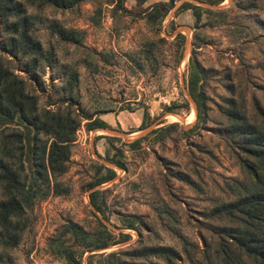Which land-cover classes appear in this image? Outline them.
<instances>
[{
  "label": "rangeland",
  "instance_id": "obj_1",
  "mask_svg": "<svg viewBox=\"0 0 264 264\" xmlns=\"http://www.w3.org/2000/svg\"><path fill=\"white\" fill-rule=\"evenodd\" d=\"M157 1L164 0L142 5L124 0L123 8L112 0H87L72 10L28 7L35 18L33 34L45 50L53 52L52 65L39 62L33 75L23 70V59L7 56L6 64L27 80L39 106L64 109L62 98L70 93L63 89L65 73L73 69L78 79L71 94L85 111L118 114L123 129L135 128L146 112L147 126L136 135H127L117 124L114 130L105 129L101 135L106 138L99 140L100 136L84 128L82 119L68 169L58 177L67 192L51 193L34 203L26 214L20 243L14 248L0 247V264H66L54 245L60 236L80 264H109L119 259L131 264H167L159 257L134 255L159 245L180 253L175 264H190L180 235L198 246L188 248L198 259L204 260L203 238L214 249L208 225L216 222L208 220L207 213L214 203L232 198L225 185L229 177L245 176L223 137L226 119L220 107L230 95L229 85L237 99H245L249 113L253 97L264 107V0H224L218 5L224 10L222 15L203 14L199 24L190 9L176 13L184 0L168 11L161 9L162 17L154 13L147 17L144 9ZM51 20L80 29L81 44L58 40L47 28ZM3 38L0 24V55L4 56ZM193 49L207 72L200 116L187 89ZM172 123L176 126L163 139L151 133L134 150L124 144ZM110 133L122 139L112 143L122 154L111 147ZM110 158L119 159L124 168ZM106 167L114 169L115 177L89 188ZM93 189L101 190L98 199L103 214L90 203ZM94 212L108 228L109 239L117 243L89 252L74 246L61 231L67 221H74L106 235ZM133 216L137 217L134 228H128L126 221ZM112 252L115 256H108Z\"/></svg>",
  "mask_w": 264,
  "mask_h": 264
},
{
  "label": "trees",
  "instance_id": "obj_2",
  "mask_svg": "<svg viewBox=\"0 0 264 264\" xmlns=\"http://www.w3.org/2000/svg\"><path fill=\"white\" fill-rule=\"evenodd\" d=\"M85 1L0 0V24L4 33L2 50L6 52V55H0V247L14 248L20 243L26 227V214L37 200H43L51 193L60 195L67 192L58 177L68 169L71 145L81 120H85L84 128L87 131L95 128L111 129L98 114L91 115L85 111L71 94L78 79L76 70L69 69L65 73L63 89L70 93L62 98V104L66 103L62 110L41 108L38 96L28 90L27 80L6 64L7 56L23 59V70L33 75L39 62L52 65L53 52L45 50L33 34L35 18L28 12L29 6L37 11L48 7L72 10ZM112 1L123 8L124 0ZM134 1L142 5L148 0ZM177 1H157L143 12H148L147 17L153 13L162 17L164 13L161 9L168 11ZM223 1L184 0L176 13L190 9L195 23L199 24L203 14L222 15L224 10L218 5ZM47 28L62 42L81 44L83 32L80 29L66 28L54 20L49 21ZM206 77L207 72L193 49L189 58L187 89L196 103L198 116L205 104L202 84ZM228 90L230 95L223 98V106L220 107L226 119L222 134L226 143L232 147L245 176L242 179L229 177L225 185L232 198L214 203L207 213V219L216 222L208 225L210 239L214 241L215 247L212 250V242L202 239L204 260L198 259L195 253L188 250L189 247L197 249V245L194 247V244L179 236L190 264H264V107L253 97V112L249 113L245 99L234 96L233 86L229 85ZM167 110L172 111L173 108L167 107ZM147 116L144 112L139 129L147 126ZM174 126L176 123L167 127H154L148 133L124 144L134 150L151 133L163 139ZM107 137L111 147L122 154V150L112 144L122 139L117 136ZM110 162L124 168L119 159L110 158ZM115 175L113 168L106 167L105 174L88 187L94 188L113 179ZM99 194L100 189L91 190L90 203L97 212L103 214ZM93 214L106 235L100 231H88L74 221H67L62 226L61 235H69L74 246L89 252L103 250L117 243L109 239L108 228L95 212ZM136 218L133 216L126 221L128 228H134ZM54 245L66 264H80L76 263L74 253L61 240V236L55 237ZM134 255L159 257L167 264H175L181 258L175 248L164 245L145 247ZM108 256L114 257L115 253H108ZM109 264L131 263L119 259Z\"/></svg>",
  "mask_w": 264,
  "mask_h": 264
},
{
  "label": "crops",
  "instance_id": "obj_3",
  "mask_svg": "<svg viewBox=\"0 0 264 264\" xmlns=\"http://www.w3.org/2000/svg\"><path fill=\"white\" fill-rule=\"evenodd\" d=\"M98 117L103 120L107 125H109V127L114 130L116 129L115 126H117V124H120V128L122 130L123 133L127 134V135H136L138 134V132H140L142 129H139V125L141 123V121L139 123H137V125H135V128H131V129H123L122 128V124L123 122L120 120V115H110V114H98ZM105 129H109V128H95L94 131H89V134L90 133H93V136L97 137V136H100L99 140H102V139H105L106 135L103 136L101 135L102 133L105 132ZM124 130V131H123ZM110 131V130H109ZM109 136H117V135H112L110 133ZM99 153H101L100 151H98Z\"/></svg>",
  "mask_w": 264,
  "mask_h": 264
},
{
  "label": "water",
  "instance_id": "obj_4",
  "mask_svg": "<svg viewBox=\"0 0 264 264\" xmlns=\"http://www.w3.org/2000/svg\"><path fill=\"white\" fill-rule=\"evenodd\" d=\"M204 5H207V4H204Z\"/></svg>",
  "mask_w": 264,
  "mask_h": 264
}]
</instances>
